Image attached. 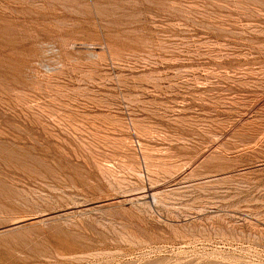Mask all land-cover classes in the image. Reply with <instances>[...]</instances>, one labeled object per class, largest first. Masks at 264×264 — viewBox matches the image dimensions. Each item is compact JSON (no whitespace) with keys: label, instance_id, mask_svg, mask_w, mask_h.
Returning <instances> with one entry per match:
<instances>
[{"label":"rangeland","instance_id":"obj_1","mask_svg":"<svg viewBox=\"0 0 264 264\" xmlns=\"http://www.w3.org/2000/svg\"><path fill=\"white\" fill-rule=\"evenodd\" d=\"M0 264H264V0H0Z\"/></svg>","mask_w":264,"mask_h":264},{"label":"bare ground","instance_id":"obj_2","mask_svg":"<svg viewBox=\"0 0 264 264\" xmlns=\"http://www.w3.org/2000/svg\"><path fill=\"white\" fill-rule=\"evenodd\" d=\"M143 196L145 197H151V198H156L157 194H156V189L154 188H150Z\"/></svg>","mask_w":264,"mask_h":264}]
</instances>
